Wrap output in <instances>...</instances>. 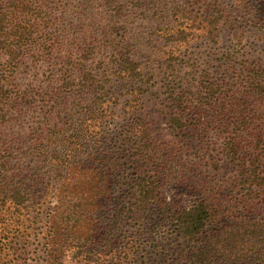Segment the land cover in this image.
I'll list each match as a JSON object with an SVG mask.
<instances>
[{
  "label": "trees",
  "instance_id": "trees-1",
  "mask_svg": "<svg viewBox=\"0 0 264 264\" xmlns=\"http://www.w3.org/2000/svg\"><path fill=\"white\" fill-rule=\"evenodd\" d=\"M91 1L0 0V127L26 61L47 65L43 107L52 101L25 160L0 145V264H27L28 238L36 264H65L66 252L77 264H264V147L250 142L264 112L226 93L221 71L190 66L175 87L171 49L235 35L228 8L249 0H103L108 24L79 41L66 15ZM157 78L167 141L147 107ZM245 78L264 100V66ZM210 133L222 139L212 161L194 145ZM170 186L185 201L164 196Z\"/></svg>",
  "mask_w": 264,
  "mask_h": 264
},
{
  "label": "rangeland",
  "instance_id": "rangeland-1",
  "mask_svg": "<svg viewBox=\"0 0 264 264\" xmlns=\"http://www.w3.org/2000/svg\"><path fill=\"white\" fill-rule=\"evenodd\" d=\"M215 1L219 3L220 8L227 9L230 6L228 0H196L194 1L196 5L191 8L198 10L205 3L213 5ZM238 3L235 2V9L232 7L228 8L237 23L238 29L235 35L222 32L216 42L200 39L191 41L188 44H176L174 45L175 47H171L175 57L178 58V62H181L177 67L178 72L173 84L177 87L180 80L189 75L190 66H193L197 73H199V70L206 69L213 76H215L216 71H221V73H226L224 79L228 83L227 87L233 89V92L225 89L226 93L234 95L241 104H246L245 107L255 108L259 115L264 112V100L257 99L253 93H250V87L247 82L249 79L245 77L249 74V71L264 66V0H249L245 6L242 3ZM103 4V0H92L89 2L88 7L84 9L78 7L77 2H75V6L71 9V14L66 15L67 20L72 23V30L76 29L77 24L82 27L83 34L79 36V41L89 37L92 33H95V36H99L101 29L108 24L109 17L108 14L106 15V8L102 6ZM140 24L146 26L148 23L143 20ZM226 58L229 61H226ZM171 62L174 61L171 60ZM47 70L46 64L34 63L28 60L24 63L22 70L19 71L21 73L18 74L15 80L22 99L15 109L10 110L9 121L0 127V145L11 149L16 160H25L29 138L44 123L45 118L49 117V112L52 111L51 100L48 99L49 105L47 107H43L42 104L43 99H46L44 93L48 75ZM156 81L155 87L151 88L152 93H155L156 96H149L150 100L147 101V107L148 111H150L149 117L153 121L154 134L167 141L170 140L166 127L167 122L162 119L163 113L166 112L164 108L166 102L163 101L166 97V88L159 78ZM244 97H247V99L245 100ZM59 109L70 111L75 108L59 107ZM261 117V120H258L256 126H253L250 131L253 135L250 137V142H254L259 137L264 147V114ZM118 127L119 125L115 123V125L110 126V129L115 130ZM221 143L222 139L212 133L204 137L202 142L194 140V145L209 149L211 151L209 152L210 155H215L209 158L206 153V158L209 161L217 159L216 151L219 150V146L221 148ZM195 159L193 158L192 161ZM219 165H223V162L220 161ZM183 190L178 186H170L165 188L163 195L168 197V199L182 203L185 201ZM24 239L22 240L25 241ZM28 239L26 243L31 242L26 244V250L29 253L23 257L28 259L27 264H36L40 256L35 252L34 246L33 248L31 247L33 244L36 245V241L31 240L32 238ZM21 244L24 245L23 243ZM5 254H8L7 258L9 259L13 253L5 252ZM64 263L77 264L72 259L70 252H66Z\"/></svg>",
  "mask_w": 264,
  "mask_h": 264
}]
</instances>
